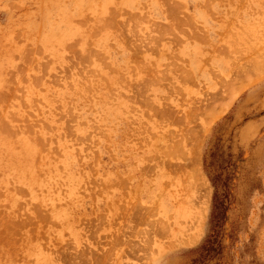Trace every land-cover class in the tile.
<instances>
[{
  "label": "rangeland",
  "instance_id": "rangeland-1",
  "mask_svg": "<svg viewBox=\"0 0 264 264\" xmlns=\"http://www.w3.org/2000/svg\"><path fill=\"white\" fill-rule=\"evenodd\" d=\"M0 264H264V0H0Z\"/></svg>",
  "mask_w": 264,
  "mask_h": 264
},
{
  "label": "trees",
  "instance_id": "trees-1",
  "mask_svg": "<svg viewBox=\"0 0 264 264\" xmlns=\"http://www.w3.org/2000/svg\"><path fill=\"white\" fill-rule=\"evenodd\" d=\"M223 164L224 161L219 159V154L216 151L210 153L207 167L208 169H211V179L217 188L211 219L212 234L209 236L206 243L200 248L199 258L196 259L195 262H203L204 260L209 259L213 253L217 252L218 237L226 219L227 202L229 199L228 181L230 180V177L223 174Z\"/></svg>",
  "mask_w": 264,
  "mask_h": 264
},
{
  "label": "bare ground",
  "instance_id": "bare-ground-1",
  "mask_svg": "<svg viewBox=\"0 0 264 264\" xmlns=\"http://www.w3.org/2000/svg\"><path fill=\"white\" fill-rule=\"evenodd\" d=\"M60 39V38H59ZM260 48V47H259ZM255 62V61H254ZM189 70V69H188ZM187 72V71H186ZM185 74V73H184ZM189 74V73H188ZM185 79V78H184ZM231 87V86H230ZM232 88V87H231ZM234 92V93H233ZM230 97L228 98V101L227 102H225V103H222V104H220V106H218V108L217 109H212V111L210 112L209 110H207V111H209L210 113H212V114H210V113H208V114H210L212 117H213V119L215 118V117H218L221 113H224L226 110H227V108L229 107V105L231 104V101H233V99L235 98V96H236V92L233 90H230ZM216 107V106H215ZM212 108H214L213 106H212ZM205 115V114H204ZM206 116H207V114H206ZM207 118V117H206ZM205 118V119H206ZM212 119V118H211ZM208 120V119H207ZM206 120V121H207ZM211 121H213V120H211ZM212 123V122H211ZM209 124V123H208ZM197 134V133H196ZM193 135H195V134H193ZM196 136V135H195ZM197 138V137H196ZM183 147V146H182ZM180 148V147H179ZM204 215V214H203ZM204 217V216H203ZM58 224V223H57ZM196 240H197V237H196ZM195 242V241H194ZM81 263V262H80Z\"/></svg>",
  "mask_w": 264,
  "mask_h": 264
}]
</instances>
